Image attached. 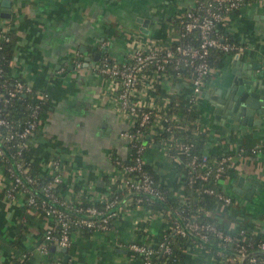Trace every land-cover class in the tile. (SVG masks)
<instances>
[{"label": "crops", "instance_id": "0c3cea01", "mask_svg": "<svg viewBox=\"0 0 264 264\" xmlns=\"http://www.w3.org/2000/svg\"><path fill=\"white\" fill-rule=\"evenodd\" d=\"M190 2L0 0V32L6 30L11 39L8 76L23 80L37 95H46L30 144L38 150L41 173L51 171L48 159L59 161L56 172L64 197L81 192L98 197L105 191V176L118 172L114 161L129 157L127 142L119 135L129 127V120L119 113L108 79L96 69L100 55L105 52L110 60L122 62L132 41H171L175 35L171 24ZM217 25L220 37L240 47L221 54L194 100L197 121L207 132L201 151L232 154L219 183L231 200L217 203L209 214L230 233L243 230L246 236H264V116L249 125L230 122L222 103L225 84L246 70L264 83V0H247ZM141 76L134 94L142 105L163 96L188 102V76L150 70ZM151 130L143 135V161L171 195L179 197L181 175L165 158L163 148L150 142ZM7 185L0 168V264H140L127 244L133 240L152 244L165 230L159 215L135 206L122 210L107 229L88 236L71 233L64 252L52 247L53 243L41 250L43 232L51 220L41 208L32 206L24 209L31 223L20 243L12 244L27 195L16 191L9 196ZM139 220L149 236L137 230ZM182 264L223 263L211 250L190 243Z\"/></svg>", "mask_w": 264, "mask_h": 264}, {"label": "built area", "instance_id": "2783aa9c", "mask_svg": "<svg viewBox=\"0 0 264 264\" xmlns=\"http://www.w3.org/2000/svg\"><path fill=\"white\" fill-rule=\"evenodd\" d=\"M242 4L243 0H191L188 9L178 15L171 24V30L175 31V35L172 36L171 41L164 43L156 39L144 40L139 43L132 41L130 42L131 47L124 61L107 62V58L104 56L97 64V71L103 74L109 81L119 113L125 114L128 117L129 127L125 130H121L119 135L125 139L132 148L131 154L129 153L130 160L128 162L121 163L118 159L114 161L115 164H117L116 167H118V172L116 175L109 176V182L113 183L117 190L124 189L127 193L134 194L136 206L139 207L141 194L152 195L158 199L163 198L162 192L157 189L159 181L155 180L152 173L144 168L142 154L145 143L143 135L145 130L149 128L152 129L150 142L163 148L166 154L168 149L166 140L163 138L153 140L152 135L155 132L169 130V117L165 115L168 97L163 96L158 99V101L142 105L139 103V100L135 98V86L146 70L171 75L169 69H172L174 70L175 76H179L181 72L180 69L186 68L190 73L188 76L190 80V94L187 103L190 101L194 103L202 82L210 71V66L206 61L208 49L219 48L223 52H230L240 47L235 42H223L214 34L213 27L233 11L237 10ZM189 31L196 32L198 36V43L196 45H192L188 41L185 43L174 42L177 36H183ZM6 38L7 37H5V39ZM13 88V90L8 91V96H14L16 93H18L17 96H19L32 92L29 85L22 82L20 79L14 80ZM33 93L32 97L37 103H31L32 105L29 111L30 118L24 121L21 129L17 132L14 134L10 132L5 135L6 139H10L13 136L24 139L27 134L36 127L41 114V112H39L38 99L46 98V95H37L35 92ZM0 124L6 125V120L1 116ZM169 138H171V134L168 133L167 139L169 140ZM174 141L180 144L181 151L186 155L184 160V165L186 166L184 174L185 182L187 184H193L195 182L200 184L204 183L200 189L202 192L214 196L223 203H229L231 197L221 190L219 183L230 164L232 154L230 152H222L219 153L216 158L211 159L206 152L191 151L188 144L182 143L181 138H174ZM15 144L18 146L20 143L17 141ZM251 150L254 151L255 148H251ZM46 162L49 169L54 170L55 173L41 186L44 198H50L51 201L58 206H63L65 208H68V206L71 207V203L69 204L68 202V197L57 199L50 190L51 187L61 181L59 174L56 172L59 161L56 158H50ZM15 168L19 169V164L17 162L15 163ZM11 171L12 169L10 173ZM179 174L182 178V173L179 172ZM23 180L25 182H22L18 175L13 174V184L10 188L7 187L6 193L11 196L10 189L18 186V191L25 192L27 195L26 203L34 207L35 201L27 188L28 184L32 182L33 179L26 176ZM107 191L108 186L106 185L105 191L98 197L87 193L83 194L89 201H94L106 195ZM81 193H76L73 199H77L76 196H79ZM175 200L181 205L189 206V202L182 194L176 197ZM41 202H44V200ZM104 207L106 212L99 211L93 205L85 208L87 216L99 215L100 219L95 223L92 219L84 216L76 220H71L63 210H59L51 205L46 206V208L42 210L49 218H56L58 221V228L56 233H53L54 229L52 225L44 230L41 241L42 244L40 246L41 250H45L47 243L68 246L72 231L69 229L70 223L75 225V228L84 225L87 227L94 226L95 230H103L112 226V223L110 226H107L108 216H114L115 219L122 210L128 209L126 207V199L120 202L116 195L109 199ZM75 210L79 211L80 208ZM144 210L148 211L149 209ZM197 210V207H190V211L193 213H196ZM156 214L159 215L158 213ZM163 222L165 223V228L168 227L171 231L180 235L188 233L202 242L207 241L208 235L212 234L216 238L217 243H234L235 256L238 260L248 251L264 250V244L262 242H257L255 247H253L251 237L249 236L247 237L248 239L242 240L244 236L243 230L230 233L227 230H223V228L217 227L212 221H200L193 215L185 221L175 222L170 226L166 221L163 220ZM159 247H161L164 252L168 251L167 245L163 242L159 243ZM127 248L131 253L138 254L140 264H155L152 260L153 253L155 252L152 244L133 240L127 244ZM248 258L250 261L255 260L254 255Z\"/></svg>", "mask_w": 264, "mask_h": 264}, {"label": "trees", "instance_id": "16d2710c", "mask_svg": "<svg viewBox=\"0 0 264 264\" xmlns=\"http://www.w3.org/2000/svg\"><path fill=\"white\" fill-rule=\"evenodd\" d=\"M247 0H243L245 3ZM175 21V20H173ZM214 34L220 38L223 42H233L228 38L220 37V26L216 24L213 27ZM5 37H7L5 39ZM190 42L192 45H196L198 43V36L196 32L189 31L186 32L183 36H177L174 42ZM11 50V39L6 30L0 32V116L6 120V125L0 124V168L2 173L5 175L8 180L7 187H11L13 184V174L18 175L21 178L22 182L24 177L29 176L33 180L28 184V189L32 194V197L35 201L34 206L39 207L41 209L46 208V206H53L58 208L59 210H63L67 213L71 220H76L81 216L88 217L92 219L95 223L99 221V215L87 216L85 212V208L87 206L93 205L99 211L106 212L105 203L111 199L114 195L118 197L120 202L126 199V207L133 208L136 206V202H134V194L127 193L124 189L117 190L113 183L109 182V176H105V183L108 186L107 194L98 200L89 201L83 193L79 196H76L77 199H73L72 197H68L69 204L71 203V207L65 208L63 206H58L53 203L50 198H44L41 186L54 174V170L49 169L51 171L41 173L39 171L40 159L38 158V150L30 144V138L34 134L36 127H34L30 133L24 139L17 138L13 136L10 139H6L5 135L12 132L13 134L21 129L24 121L29 117L30 106L33 102L37 103L36 100L33 99L32 94H34V90L31 93H26L17 96L18 93L14 96H8V91L13 90L14 88V79L9 78L8 76V59L10 56ZM234 51V50H233ZM223 54V51L219 48H209L206 53V61L208 65L211 67L215 65L219 57ZM104 56H106L107 62H111L108 56L103 52L99 59L101 60ZM180 75L175 76L174 70L169 69V72L174 77H182L189 76V70L186 68L180 69ZM21 80V79H20ZM24 82L23 80H21ZM39 104V112H42L46 105V98L38 99ZM32 103V104H31ZM165 115L169 117V130H162L159 132H155L152 135L153 140H157L163 138L168 143V149L165 154V158L167 160L172 161L174 168L182 173V195L186 197V200L189 202V206H184L176 202L175 197L171 195L168 187L162 183H160L158 175L150 169V166L144 163V168L152 173L155 180L159 181L157 184V189L162 192L163 198L158 199L152 195H142L141 194V202H139V207L142 209H149L153 213H158L160 218L168 223V225H172L175 222L185 221L187 218H190L191 215L195 216L196 219L200 221H212L217 227L223 228L214 217L210 216L209 212L215 209L217 203L221 202L217 198L212 195L207 194L206 192H202L200 189L204 185L198 182L193 184H187L185 182V170L186 166L185 158L186 155L181 151L180 144L174 141V138H181L182 143H186L189 145L190 150L193 152H200L201 148L206 140L207 132L206 128H201L198 121V110L194 103L191 101L189 103H183L172 96H168V103L165 110ZM148 130H145L144 134L147 133ZM171 134V138L167 139V135ZM19 142L20 144L17 146L15 143ZM129 153L131 154L132 148L127 143ZM18 151V152H17ZM130 154L127 159H119L121 163L128 162L130 159ZM216 155H209V158H216ZM19 164V169L15 168V163ZM117 166V164H115ZM12 169L11 173L10 170ZM118 169V167H117ZM227 170V169H226ZM226 170L223 176L226 173ZM222 176V177H223ZM27 185L26 183H24ZM211 184V183H210ZM61 183H58L50 188L52 194L57 198H66L63 194H61ZM19 190V187L16 186L10 189V193L14 194ZM44 200V202H41ZM28 206V207H27ZM32 207L31 204L26 203V208L23 206L20 210V218L17 224L14 227V239L12 244H18L23 238L24 231L30 221V217L28 213L24 209H28ZM190 207H197L198 210L196 213L190 211ZM80 208L79 211L75 209ZM182 209V211H181ZM51 224L53 226V233H56L58 228V221L56 218L51 217ZM114 216H108L107 226H110L113 223ZM137 230L141 234H147L143 231V222L141 220L136 223ZM139 228V229H138ZM73 232H78L83 236H88L92 231L95 230L94 226H80L75 228V225L70 223V228ZM223 230H225L223 228ZM149 236V235H148ZM147 236V238H148ZM251 237V242L253 247H255L257 242H262L264 244V236H259L257 234L254 235H244L242 240L248 239L247 237ZM146 242V241H145ZM163 242L168 247V251H162V248L159 247V243ZM190 243L201 245L207 248L209 251L211 250L215 258L219 259L223 264H239L238 258L235 256V244L234 243H225L220 244L216 242V238L212 235H208V239L205 242L197 240L192 235L185 233L183 235L177 234L170 230V228H165L163 235L156 239L155 242H152L153 248L155 252L153 253L152 260L155 264H182L185 256L186 249ZM135 256L138 254L134 253ZM254 261H250L247 258L244 261V264H263L264 255L257 254L254 255ZM140 261V260H139Z\"/></svg>", "mask_w": 264, "mask_h": 264}, {"label": "water", "instance_id": "95a60500", "mask_svg": "<svg viewBox=\"0 0 264 264\" xmlns=\"http://www.w3.org/2000/svg\"><path fill=\"white\" fill-rule=\"evenodd\" d=\"M250 66L251 64H247V68ZM222 103L227 121L247 125L258 123L264 116V83L261 82L260 77L251 78L249 70H246L244 75L232 77L225 84ZM255 114L258 115V118H254ZM51 246L63 252L66 250V246L56 244H51ZM257 254L264 255V250L248 251L240 257L239 264H244L249 256Z\"/></svg>", "mask_w": 264, "mask_h": 264}]
</instances>
